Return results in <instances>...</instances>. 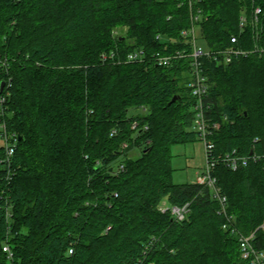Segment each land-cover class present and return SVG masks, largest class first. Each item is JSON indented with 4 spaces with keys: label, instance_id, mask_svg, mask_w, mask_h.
Here are the masks:
<instances>
[{
    "label": "trees",
    "instance_id": "16d2710c",
    "mask_svg": "<svg viewBox=\"0 0 264 264\" xmlns=\"http://www.w3.org/2000/svg\"><path fill=\"white\" fill-rule=\"evenodd\" d=\"M257 6L264 31V0H0V120L17 136L10 166L0 145V264H249L211 191L174 180L173 145L197 138L191 57L153 55L190 52L196 14L203 48H250L240 18ZM137 48L145 59L129 62ZM201 60L215 154L260 155L215 175L264 250V56ZM164 201L190 203L186 219Z\"/></svg>",
    "mask_w": 264,
    "mask_h": 264
},
{
    "label": "built area",
    "instance_id": "2783aa9c",
    "mask_svg": "<svg viewBox=\"0 0 264 264\" xmlns=\"http://www.w3.org/2000/svg\"><path fill=\"white\" fill-rule=\"evenodd\" d=\"M262 14V8L257 6L254 8L250 16L243 15L240 18V28L244 31L245 27L249 24L253 27V37L252 46L246 48L242 45H231L220 50H208L203 48L198 43L199 28L196 22L199 20V16L193 18V25L189 29L183 30V36H190V52L186 50H177L173 54H162L157 52L153 55L154 62L161 66H169L173 63L175 59L184 58L186 56L191 57L190 61V78L188 81V87L190 88V93L195 100V114H194V129L197 135L204 143L205 149V165L204 168L197 173L195 183L200 184L208 188L212 195L220 202L221 209L220 213L227 216V223L224 224V228L231 232V234L237 235L240 245L241 257L247 260L249 264H264V250L258 249L253 244L254 234L243 235L240 234L237 228L232 223V218L227 215L228 199L227 196L223 194L221 186L218 184V178L215 175L216 167L219 163H224L229 169L234 171L238 170L240 167L248 166L251 161H258L260 155L252 151L249 155L240 154L236 149L224 155L215 154V143L212 139L214 130L218 128V123L213 121L211 117L207 116V100L209 99V84L208 77L205 73L202 56H207L213 58L224 64H230L236 59L243 57H248L249 55L264 56V31L260 27V18ZM233 43H239L237 36L232 37ZM147 53L144 49L131 50L127 55V60L129 62L143 61ZM114 56V53L110 57ZM108 58L107 55L103 56V60ZM4 100V98H2ZM3 116L2 108L0 109V117ZM135 122L133 127H136ZM0 136L2 139V145L6 150V157L3 160L4 164L9 165L11 163V158L16 152L17 148V136L15 134H10L7 131L6 123L0 120ZM127 145L125 144L124 147ZM123 168V166H122ZM9 178H11V172H9ZM160 211L165 213L170 211L172 215L178 221H183L189 214L190 203L184 206H176L164 202L160 206ZM4 250L9 252V256L12 257L13 253L9 245L4 246ZM71 253L73 250H70Z\"/></svg>",
    "mask_w": 264,
    "mask_h": 264
},
{
    "label": "rangeland",
    "instance_id": "374dc122",
    "mask_svg": "<svg viewBox=\"0 0 264 264\" xmlns=\"http://www.w3.org/2000/svg\"><path fill=\"white\" fill-rule=\"evenodd\" d=\"M113 34L115 36L126 35L127 28L116 27L113 30ZM130 43H132V40ZM0 145H2V139H0ZM172 154V165L175 169L174 180L179 183L194 182L197 173L201 171L205 165V149L203 141L197 135V138L193 141L173 145Z\"/></svg>",
    "mask_w": 264,
    "mask_h": 264
},
{
    "label": "water",
    "instance_id": "95a60500",
    "mask_svg": "<svg viewBox=\"0 0 264 264\" xmlns=\"http://www.w3.org/2000/svg\"><path fill=\"white\" fill-rule=\"evenodd\" d=\"M124 38H125V36H122L121 37V39H124ZM4 84H5V82H1V84H0V93H1V91L3 89V87H4ZM178 98H179V96L178 95H175L173 97V99L171 100L170 104L173 103L174 101H176Z\"/></svg>",
    "mask_w": 264,
    "mask_h": 264
}]
</instances>
